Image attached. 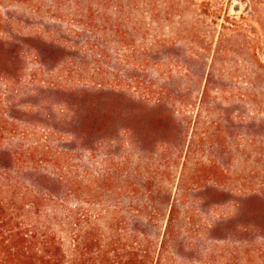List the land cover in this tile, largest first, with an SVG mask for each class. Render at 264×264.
I'll return each instance as SVG.
<instances>
[{"label":"rangeland","instance_id":"rangeland-1","mask_svg":"<svg viewBox=\"0 0 264 264\" xmlns=\"http://www.w3.org/2000/svg\"><path fill=\"white\" fill-rule=\"evenodd\" d=\"M0 146L50 179L0 264L61 209L158 246L172 204L162 264H264V0H0Z\"/></svg>","mask_w":264,"mask_h":264},{"label":"trees","instance_id":"trees-1","mask_svg":"<svg viewBox=\"0 0 264 264\" xmlns=\"http://www.w3.org/2000/svg\"><path fill=\"white\" fill-rule=\"evenodd\" d=\"M100 116V113L85 114L83 121L91 119L97 121L101 118ZM91 125L100 126L101 124H88V127ZM13 150L0 146V209L9 204L12 211L23 210L25 199L32 195L30 206L39 212V204L43 199L40 185L44 186V183L49 182L50 179L46 180V176H43L36 180L34 176L32 182L39 187L36 193H32L25 184L28 176L26 171L30 168L26 166L27 161L23 159L24 153L20 148L17 151ZM188 154L190 151L189 153L187 151L186 156ZM57 181L62 182L59 179ZM53 192L57 190L51 186V189L45 190L44 193H49V198L52 199L55 197ZM146 210L152 213L148 207ZM176 210V204H172L165 231L158 246H155L153 240L147 238L142 230L135 228L132 232L121 233L113 226V223L103 221L102 213L99 215L101 217L93 220L87 212H82L80 209L59 210L63 212L65 218L58 219V227L67 236H51L49 220L44 221L39 229L36 227L37 230L36 228L26 229L18 234L27 244L24 253L26 259L32 261L34 256H38L40 264H162ZM139 221L134 222V227Z\"/></svg>","mask_w":264,"mask_h":264},{"label":"water","instance_id":"water-1","mask_svg":"<svg viewBox=\"0 0 264 264\" xmlns=\"http://www.w3.org/2000/svg\"><path fill=\"white\" fill-rule=\"evenodd\" d=\"M239 6H240V4H236V5H234V9H235V11L238 10Z\"/></svg>","mask_w":264,"mask_h":264}]
</instances>
